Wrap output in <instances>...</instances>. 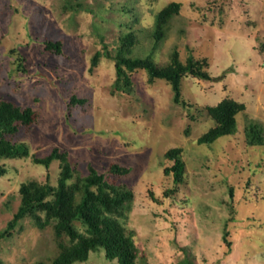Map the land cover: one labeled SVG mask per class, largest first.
I'll return each mask as SVG.
<instances>
[{
	"label": "rangeland",
	"instance_id": "rangeland-1",
	"mask_svg": "<svg viewBox=\"0 0 264 264\" xmlns=\"http://www.w3.org/2000/svg\"><path fill=\"white\" fill-rule=\"evenodd\" d=\"M173 1L180 13L155 46V16ZM130 30L138 37L133 55L162 67L174 50L183 62L206 58L213 78L184 76L186 104L143 69L131 73V90L118 91L115 62L103 56L91 69L92 57L105 46L114 50ZM48 39L63 42L61 55L46 49ZM73 95L87 101L71 104ZM225 98L246 106L237 133L199 144L215 125L206 107ZM0 99L36 112L33 124L12 136L29 155L0 160L7 171L0 176V231L21 203L23 183H57L60 162L46 167L34 157L59 148L75 169L73 181L89 165L101 172L114 163L132 167L110 181L135 194L128 226L136 232L137 264H183L186 257L193 264H264V145H249L245 135L251 122L264 129V0H0ZM173 147L182 148L185 178L168 194L174 182L165 169L174 162L164 154ZM58 254L53 226L31 218L0 242V264L49 263ZM78 264L115 263L93 253Z\"/></svg>",
	"mask_w": 264,
	"mask_h": 264
},
{
	"label": "trees",
	"instance_id": "trees-1",
	"mask_svg": "<svg viewBox=\"0 0 264 264\" xmlns=\"http://www.w3.org/2000/svg\"><path fill=\"white\" fill-rule=\"evenodd\" d=\"M182 4L177 1L164 6L155 16L152 36L155 46L166 38L170 21L180 13ZM138 37L130 30L119 37V44L114 50L97 51L92 57V66L96 67L105 56L115 62V89L129 91L133 88L131 73L137 69L148 72L149 80L165 79L174 92L177 103L186 104L182 98V80L192 75L199 79L211 80L213 77L206 69L208 60L198 59L193 55L185 62L180 59L179 51L171 54L167 66H159L153 58L132 54ZM48 51L61 55L64 51L63 42L48 39L45 42ZM23 64V63H22ZM20 67H25L20 64ZM26 70V69H24ZM86 98L72 96L71 104H84ZM242 102L225 98L216 105H208L207 113L215 125L198 138L199 144H212L223 136L234 135L238 130L237 116L245 110ZM36 119L35 110L28 106L22 107L11 100L0 99V160L3 158H23L29 155V148L24 142H14L12 136L21 127H29ZM249 145H264V129L259 123L251 122L245 128ZM182 148L173 147L166 151L165 158L174 164L165 169L167 175H173L174 188L167 193L172 194L180 189L185 178V162L181 156ZM57 159L60 172L56 184L30 180L23 183L19 192L21 203L13 218L0 231V242L10 235L25 218H31L39 227L51 224L58 239L59 254L51 262L37 264H78L86 263L93 253H101L106 261L115 264H137L136 232L128 226V218L133 207L135 194L124 183L111 182L110 178L124 176L132 171L131 166L112 164L101 172L89 165V173L78 177L75 181V169L67 152L54 148L44 157H34L36 163L49 167ZM0 166V176L6 173ZM235 207L231 205V213ZM234 219V215L230 220ZM223 239L231 248L228 223L224 228ZM183 264H193L189 257Z\"/></svg>",
	"mask_w": 264,
	"mask_h": 264
}]
</instances>
